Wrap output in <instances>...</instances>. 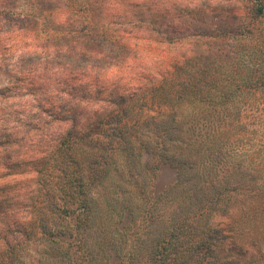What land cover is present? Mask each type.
I'll return each instance as SVG.
<instances>
[{"label": "trees", "instance_id": "1", "mask_svg": "<svg viewBox=\"0 0 264 264\" xmlns=\"http://www.w3.org/2000/svg\"><path fill=\"white\" fill-rule=\"evenodd\" d=\"M147 1L0 0V264H264V0Z\"/></svg>", "mask_w": 264, "mask_h": 264}, {"label": "rangeland", "instance_id": "2", "mask_svg": "<svg viewBox=\"0 0 264 264\" xmlns=\"http://www.w3.org/2000/svg\"><path fill=\"white\" fill-rule=\"evenodd\" d=\"M82 3H91V0H79ZM140 2L142 5L147 4V0H136ZM187 3H194L195 5H206L210 1H213L216 3V0H186ZM162 2L166 5H171V4H179L182 3V0H157L156 3ZM107 50H109V47H107ZM176 180V174L175 170L167 165H162L159 168V171L157 172V178H156V183H155V188L157 192H160L162 190H165L169 186H171ZM136 231V229H135ZM129 248L127 249L130 251L132 247L136 246L135 245V238L131 237V239L128 241ZM43 243L42 242H35V243H30L28 244L27 248L25 249V260L23 263L26 264H50L49 261H46V257L43 255ZM124 248V247H123ZM116 251L113 252L115 255ZM124 254H126V251H124ZM44 259V261H43ZM76 264H90L88 261L87 256L84 254L83 256L79 254L78 257L75 258ZM120 262V259L118 260ZM117 262H113V264H119Z\"/></svg>", "mask_w": 264, "mask_h": 264}]
</instances>
